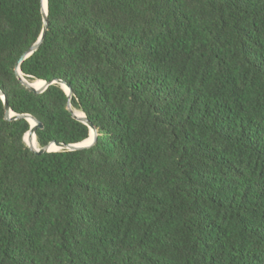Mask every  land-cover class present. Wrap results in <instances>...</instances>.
Masks as SVG:
<instances>
[{
    "label": "trees",
    "instance_id": "trees-1",
    "mask_svg": "<svg viewBox=\"0 0 264 264\" xmlns=\"http://www.w3.org/2000/svg\"><path fill=\"white\" fill-rule=\"evenodd\" d=\"M42 26L0 0V90L32 145L83 141L17 77ZM20 70L97 138L36 153L0 97V264H264V0H48Z\"/></svg>",
    "mask_w": 264,
    "mask_h": 264
},
{
    "label": "water",
    "instance_id": "water-1",
    "mask_svg": "<svg viewBox=\"0 0 264 264\" xmlns=\"http://www.w3.org/2000/svg\"><path fill=\"white\" fill-rule=\"evenodd\" d=\"M41 12H42V18H43V26H42V31L40 36L38 37V39L35 41V43L20 57L17 65H16V73H17V77L18 79L21 81V83L30 91H34L36 93H41L43 92L49 85L52 84H60V86L64 89V91L66 92L67 96H68V104H67V109L70 111V113L72 114V116L74 118H76L77 120L85 123L88 127H89V135L88 137L80 142H76V143H63V142H57V141H52L49 142L47 145L39 147V146H34V145H30L26 142L25 137H27L28 140L33 141L36 140V130L38 128H42L43 124L41 121H39L36 117L27 114V113H15L13 110H11V108L9 107L6 97L3 94V92L0 90V97L3 100L4 103V111H5V118L8 120H16V119H26L27 121H29L30 123V128L29 130L24 134L23 140L25 142V144L27 145V147L36 152V153H44V152H51V151H58L61 149L64 150H79L82 148H86L89 147L91 145H93L96 141L97 138V131L95 126L88 120V118L86 117V115L83 113L82 116H79L75 113L70 99H71V88L69 86L68 83H66L63 80L60 79H51V80H41L38 79V81L41 82V84L36 87L34 86L33 82L28 81L27 79L24 78L21 70H20V63L26 59L27 57H29L34 51H36L44 37V34L48 28V0H46V8H43L42 5V0H41ZM90 137V139H89ZM89 139V141H88ZM37 142V140H36ZM38 145V143H37Z\"/></svg>",
    "mask_w": 264,
    "mask_h": 264
},
{
    "label": "bare ground",
    "instance_id": "bare-ground-1",
    "mask_svg": "<svg viewBox=\"0 0 264 264\" xmlns=\"http://www.w3.org/2000/svg\"><path fill=\"white\" fill-rule=\"evenodd\" d=\"M42 5H43V8L45 9L46 8V0H42ZM25 139H26V142L28 144L32 145V143H31L32 141L28 140L27 137H25ZM89 139H90V137H89ZM89 139H88V141H89Z\"/></svg>",
    "mask_w": 264,
    "mask_h": 264
}]
</instances>
